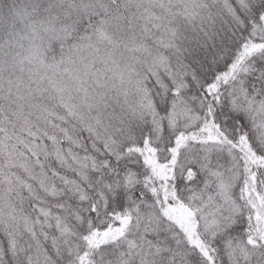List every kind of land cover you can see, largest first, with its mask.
Instances as JSON below:
<instances>
[{
	"label": "snow or ice",
	"instance_id": "6c2138e0",
	"mask_svg": "<svg viewBox=\"0 0 264 264\" xmlns=\"http://www.w3.org/2000/svg\"><path fill=\"white\" fill-rule=\"evenodd\" d=\"M0 264H264V0H0Z\"/></svg>",
	"mask_w": 264,
	"mask_h": 264
}]
</instances>
